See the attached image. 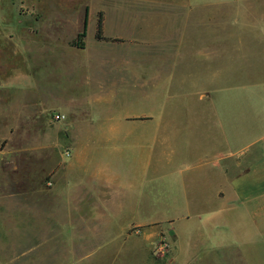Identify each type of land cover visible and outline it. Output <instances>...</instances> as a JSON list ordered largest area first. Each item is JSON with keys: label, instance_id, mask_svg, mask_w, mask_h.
<instances>
[{"label": "crops", "instance_id": "obj_1", "mask_svg": "<svg viewBox=\"0 0 264 264\" xmlns=\"http://www.w3.org/2000/svg\"><path fill=\"white\" fill-rule=\"evenodd\" d=\"M48 1L0 0V52L16 56L24 46L19 70L42 83L40 92L20 88L28 127L40 128L47 152L70 146L43 206L50 223L56 214L59 237L73 241L72 264L84 260L75 257L82 240L88 262L110 246L127 257L136 243L147 255L167 251L164 264H264V0ZM99 19L103 41L95 39ZM89 25L93 50L85 37L82 49L70 46ZM21 32L24 39L12 35ZM59 47L77 53L67 57L73 65L55 54ZM14 69H0V88L15 87ZM242 77L260 82L218 90V102H208L213 83ZM81 79L106 109L116 101L118 114L53 127L48 115L63 114L56 105L64 92L49 86ZM40 158L44 171L49 154Z\"/></svg>", "mask_w": 264, "mask_h": 264}, {"label": "rangeland", "instance_id": "obj_2", "mask_svg": "<svg viewBox=\"0 0 264 264\" xmlns=\"http://www.w3.org/2000/svg\"><path fill=\"white\" fill-rule=\"evenodd\" d=\"M76 1L49 0L48 6L75 8L73 5ZM19 12L23 16L33 15L29 14V10H25L24 7H21ZM31 17L33 19L36 16ZM10 18L13 21V18L16 17L11 15ZM92 28L93 26L90 27L89 25L85 35L88 52L94 47L92 36L94 29ZM64 34L66 38H70L73 33L65 32ZM12 35H15L17 39H24L26 34L21 32ZM24 50V46H21L16 56L9 49L0 52L1 71L16 68L12 75L14 77L12 85L15 87L0 88V264H72L74 256L71 252V246L73 241L63 240L59 237L58 232L61 230L58 229L60 225L56 223V214L53 217V223H50L52 209L43 206L47 201L44 189L50 185V178L59 168L60 161L70 158L71 150L68 144L61 142L60 146L49 149L47 152L46 148L44 149L45 143L40 139V128L28 127L30 123L27 122L28 117L23 104L25 93L24 89L20 88H25L27 84L31 89L33 84V88L37 91L38 85L40 92L42 83L40 81H38L39 84L30 80L25 81L22 76L19 67L24 66ZM99 50L101 54L105 53L104 48ZM111 51L113 54H121L120 50ZM55 54L65 57L64 62L67 67L73 65L70 57L67 58L68 55H77L71 50L62 51L61 47L57 48ZM78 55L83 56L84 54ZM98 76L95 81L97 87L100 88L102 87L100 84L106 82L99 73ZM258 82L260 81L242 77L221 80L219 85L213 83L212 87H209L208 102L210 104L218 102L220 98L217 94L218 90L229 91L228 94H232L234 91L249 90ZM49 87H51L50 90L59 92L58 94L61 91L64 92L60 98L64 102H59V105H56L57 110L62 111L63 114L52 111L48 115V122L53 127L56 125L64 126L76 115L81 119H91V121L102 123L108 111V113L113 111L118 114L119 105L116 104V101L106 109L105 97L95 98L88 95L87 90L91 86L87 80H62L56 86ZM128 99L129 103L132 104L134 100ZM161 100L167 101V105H170V103L175 102L181 104L185 98L179 97L170 100L169 97H161ZM76 101H79V104L86 101L78 106L81 111L75 112ZM48 102L53 103L54 99L52 98ZM59 129L61 132L65 131L64 128ZM30 135H33L34 138H30ZM41 153L49 154V159L43 162L44 171L41 168ZM67 153L68 156H66ZM78 244L80 247L75 257L78 259L79 254H81L80 258L84 259L82 264H93L95 260L99 264H164L169 255L167 251H164V254H159L156 250L147 255L136 243H130L127 257L122 256L123 253L119 247L111 248L110 246L105 248V251L107 250L105 256L94 257L88 262L89 258L87 259L83 254H88L91 248L89 241L82 240Z\"/></svg>", "mask_w": 264, "mask_h": 264}, {"label": "trees", "instance_id": "obj_3", "mask_svg": "<svg viewBox=\"0 0 264 264\" xmlns=\"http://www.w3.org/2000/svg\"><path fill=\"white\" fill-rule=\"evenodd\" d=\"M85 37V31H82L77 35V38L70 44V46L75 47L77 49L83 48V38ZM95 39L98 41H103L104 37L102 36V30H101V19L98 21L96 33H95Z\"/></svg>", "mask_w": 264, "mask_h": 264}, {"label": "built area", "instance_id": "obj_4", "mask_svg": "<svg viewBox=\"0 0 264 264\" xmlns=\"http://www.w3.org/2000/svg\"><path fill=\"white\" fill-rule=\"evenodd\" d=\"M69 154L67 153L66 156H68Z\"/></svg>", "mask_w": 264, "mask_h": 264}]
</instances>
